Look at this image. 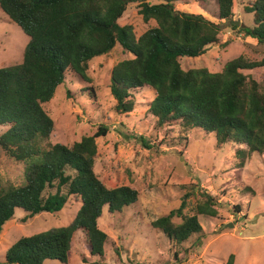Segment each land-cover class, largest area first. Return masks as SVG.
I'll use <instances>...</instances> for the list:
<instances>
[{
	"label": "trees",
	"instance_id": "obj_1",
	"mask_svg": "<svg viewBox=\"0 0 264 264\" xmlns=\"http://www.w3.org/2000/svg\"><path fill=\"white\" fill-rule=\"evenodd\" d=\"M188 1L0 0L2 11L29 38L22 63L0 68V127H7L0 135V149L24 165L21 184L0 186V235L16 209L33 218L61 212L71 198L82 204L68 226L20 238L6 252V264L67 263L78 232L85 234L91 256L103 259L109 236L98 224L104 208L116 214L138 202L137 190L108 188L95 172L97 139L109 134V126L101 125L72 146L52 145L55 122L44 109L69 71L86 79L89 63L118 45L132 58L118 63L111 73L116 112H132L134 91L148 87L156 94L149 111L158 129L215 133L219 145L239 146L235 157L240 170L253 154H264V76L259 83L241 72L264 68V59L251 62L239 57L221 73L184 70L180 59L205 55L221 34L220 24L175 9V3ZM196 1L207 10L210 0ZM213 1L219 22L231 20L234 0ZM131 3H139L144 22L156 23L140 37L133 26L120 24ZM245 11L253 15L254 27L242 31L264 44V0L250 2ZM145 147L152 149L147 143ZM201 195L202 201L190 206L186 194L177 209L152 222V227L175 246L202 235L199 217H216L218 200L205 190ZM235 209L241 211L239 205ZM233 259L227 264H234Z\"/></svg>",
	"mask_w": 264,
	"mask_h": 264
},
{
	"label": "rangeland",
	"instance_id": "obj_2",
	"mask_svg": "<svg viewBox=\"0 0 264 264\" xmlns=\"http://www.w3.org/2000/svg\"><path fill=\"white\" fill-rule=\"evenodd\" d=\"M252 1L234 0L232 19L222 23L216 18L213 0L207 2V10L196 0L175 3L177 11L202 15L221 28L219 43L201 57L180 59L182 68H207L221 73L228 62L239 57L262 61L264 44L242 31L254 27L253 15L245 11ZM138 4L128 5L120 24L133 26L140 37L156 23L144 22ZM28 42L21 28L0 8V68L22 63ZM131 58L118 45L108 55L89 63L86 79L69 71L44 109L55 122L49 139L52 145L72 146L94 134L101 125L109 126V134L97 139L95 172L108 188L129 186L137 190L139 200L121 213L111 214L104 208L98 224L109 236L103 259L91 256L85 234L78 232L67 263L48 260L44 264H227L231 256L234 264H264V154H253L240 170L235 157L239 146L219 145L215 133L202 129L184 132L180 127L158 129L157 119L149 111L156 94L148 87L134 91L132 112H116L111 73L118 63ZM241 72L263 82V67ZM6 130L0 127V135ZM145 143L152 149H147ZM23 180V163L0 149V186L19 185ZM201 190L218 200L217 216H200L204 233L175 246L151 224L177 209L186 194L190 206L200 203ZM81 205L71 198L61 212H43L33 218L16 209L0 235V264H6V252L20 238L68 226ZM237 205L240 212L235 209Z\"/></svg>",
	"mask_w": 264,
	"mask_h": 264
},
{
	"label": "water",
	"instance_id": "obj_3",
	"mask_svg": "<svg viewBox=\"0 0 264 264\" xmlns=\"http://www.w3.org/2000/svg\"><path fill=\"white\" fill-rule=\"evenodd\" d=\"M239 23L237 22V24L236 25H238Z\"/></svg>",
	"mask_w": 264,
	"mask_h": 264
}]
</instances>
